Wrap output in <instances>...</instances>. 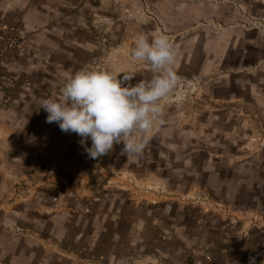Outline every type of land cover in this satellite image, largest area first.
Segmentation results:
<instances>
[{
  "label": "crops",
  "instance_id": "crops-1",
  "mask_svg": "<svg viewBox=\"0 0 264 264\" xmlns=\"http://www.w3.org/2000/svg\"><path fill=\"white\" fill-rule=\"evenodd\" d=\"M92 1L0 0L20 42L0 88V264H264V0H162L130 30ZM101 22L168 35L179 82L162 104L183 99L147 144L162 168H113L96 191L81 138L40 106L90 66ZM122 41L110 71L150 80Z\"/></svg>",
  "mask_w": 264,
  "mask_h": 264
},
{
  "label": "clouds",
  "instance_id": "clouds-1",
  "mask_svg": "<svg viewBox=\"0 0 264 264\" xmlns=\"http://www.w3.org/2000/svg\"><path fill=\"white\" fill-rule=\"evenodd\" d=\"M130 56L150 66V80L133 84L134 74L85 68L66 78L58 99H46L40 106L46 122L77 134L92 159L107 155L116 144H123L124 155L142 154L162 122V101L178 86L172 68L176 49L168 35L138 34Z\"/></svg>",
  "mask_w": 264,
  "mask_h": 264
},
{
  "label": "rangeland",
  "instance_id": "rangeland-1",
  "mask_svg": "<svg viewBox=\"0 0 264 264\" xmlns=\"http://www.w3.org/2000/svg\"><path fill=\"white\" fill-rule=\"evenodd\" d=\"M92 1V0H91ZM93 5H103V8L106 9L105 11L109 15L108 21L112 22V20H118L120 23H124L125 26H127L130 30L131 24L136 27L137 25H141L146 21V18L148 16V10L147 8H151L152 6L155 7L157 10L159 4L162 3V0H94L92 1ZM105 4V5H104ZM114 11H117L114 13ZM157 20V18H156ZM136 25V26H135ZM95 32V50L94 54L92 55V58L90 60V66H83L82 69H92V70H108L111 69V64L113 65V62L115 61V55L117 53V50L122 47L123 41L122 39L129 38L131 43L134 45V37H136L134 34H131V32L123 33V34H115V36H112L110 33V30L108 29L107 23H95V26L93 27ZM141 34V32H138ZM114 37V39H113ZM122 49V48H121ZM94 59L96 61L94 62ZM81 69V70H82ZM183 97L180 98V100L177 97H174L173 100L169 101L167 103L168 105H165L163 108V114L161 116V123L159 124L155 134L150 138L149 142H151L155 137L158 135L159 131L162 130L165 127V124L167 123V119L169 116H180L179 109H178V103L181 101ZM171 106V107H170ZM183 113V112H182ZM186 115V111H185ZM256 135L255 139L251 140V143L249 142L250 150L255 151L256 146H259L261 143V139L257 138V133H254ZM253 136V135H252ZM264 146V145H262ZM122 148L123 144H116L113 147V150L109 152L107 155H104L102 157H99L97 159H92V172L90 174L91 178V185L92 187H95V190H99V186L104 188V183L100 181V179L105 180V182H108L110 185L111 181L113 182L115 177L113 175V168H162L160 165H158L157 159H156V153L154 155H145L147 151V146L143 150L142 154L139 156H135L132 161L131 155H124L122 154ZM137 158L138 166L135 165L134 161ZM82 169V168H81ZM124 170V169H123ZM123 181H126L125 177H122ZM139 189L144 190L145 192V186L140 185ZM106 190H110L109 188ZM194 201V200H193ZM198 202L199 200H195ZM204 207L207 210H210L213 208V205L211 204H205Z\"/></svg>",
  "mask_w": 264,
  "mask_h": 264
},
{
  "label": "built area",
  "instance_id": "built-area-1",
  "mask_svg": "<svg viewBox=\"0 0 264 264\" xmlns=\"http://www.w3.org/2000/svg\"><path fill=\"white\" fill-rule=\"evenodd\" d=\"M20 47L19 38L14 29H8L0 24V88H6L14 82V79L4 74L5 64L15 59V51ZM96 59H94V62Z\"/></svg>",
  "mask_w": 264,
  "mask_h": 264
}]
</instances>
